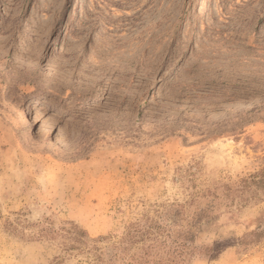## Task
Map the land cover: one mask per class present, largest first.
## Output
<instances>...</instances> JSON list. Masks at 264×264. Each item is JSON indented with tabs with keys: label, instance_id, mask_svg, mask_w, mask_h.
<instances>
[{
	"label": "rangeland",
	"instance_id": "1",
	"mask_svg": "<svg viewBox=\"0 0 264 264\" xmlns=\"http://www.w3.org/2000/svg\"><path fill=\"white\" fill-rule=\"evenodd\" d=\"M261 170L264 0H0V264H85L70 224L122 264L146 222L264 264Z\"/></svg>",
	"mask_w": 264,
	"mask_h": 264
},
{
	"label": "trees",
	"instance_id": "2",
	"mask_svg": "<svg viewBox=\"0 0 264 264\" xmlns=\"http://www.w3.org/2000/svg\"><path fill=\"white\" fill-rule=\"evenodd\" d=\"M240 182L241 190L249 188L251 185H256L264 190V170L258 174H250L248 178L242 179ZM54 235H60L63 238V250L87 253L85 264L104 262V252L99 244L103 238H90L85 230L75 224L54 231ZM166 238H170L169 244ZM191 238L190 229L171 234L169 229L157 222H146L144 225L137 223L132 225L131 229L121 238L112 240V253L107 263L111 259L122 256V264H177L176 258L184 251L186 252L187 242H190Z\"/></svg>",
	"mask_w": 264,
	"mask_h": 264
},
{
	"label": "bare ground",
	"instance_id": "3",
	"mask_svg": "<svg viewBox=\"0 0 264 264\" xmlns=\"http://www.w3.org/2000/svg\"><path fill=\"white\" fill-rule=\"evenodd\" d=\"M29 114H31V118H32V120H36V116L34 115L35 114V112H34V110H33V108H30V110H29ZM38 131L37 132H39L40 134H42V136L43 137H48V135H49V133H48V131H46V130H44V129H42L41 127H38V129H37ZM57 142H60V144H63L61 141H57Z\"/></svg>",
	"mask_w": 264,
	"mask_h": 264
}]
</instances>
